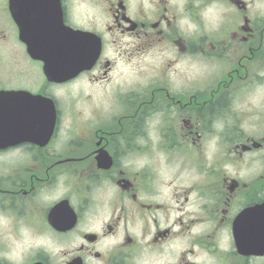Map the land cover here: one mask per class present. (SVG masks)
Segmentation results:
<instances>
[{
  "label": "flooded vegetation",
  "instance_id": "obj_1",
  "mask_svg": "<svg viewBox=\"0 0 264 264\" xmlns=\"http://www.w3.org/2000/svg\"><path fill=\"white\" fill-rule=\"evenodd\" d=\"M17 21L100 54L49 83ZM0 75L56 109L42 146L0 99V264H264V0H0ZM78 80L103 96L59 141L76 100L53 91Z\"/></svg>",
  "mask_w": 264,
  "mask_h": 264
},
{
  "label": "water",
  "instance_id": "obj_2",
  "mask_svg": "<svg viewBox=\"0 0 264 264\" xmlns=\"http://www.w3.org/2000/svg\"><path fill=\"white\" fill-rule=\"evenodd\" d=\"M23 40L28 45V52L35 59L45 62L44 72L50 80L67 81L74 77L78 72L86 68L88 63L96 53L97 47L92 49L93 37L83 35L81 33H73L65 31L59 35L46 37H23ZM92 52V54H91ZM26 94V93H25ZM28 109L36 108V99L25 97ZM45 100V99H44ZM49 103L43 108V120L45 130L43 132V141H46L51 132L53 125V117L48 112L51 109L52 103ZM53 107V106H52Z\"/></svg>",
  "mask_w": 264,
  "mask_h": 264
},
{
  "label": "rangeland",
  "instance_id": "obj_3",
  "mask_svg": "<svg viewBox=\"0 0 264 264\" xmlns=\"http://www.w3.org/2000/svg\"><path fill=\"white\" fill-rule=\"evenodd\" d=\"M113 57V54H110ZM14 69V67L12 68ZM11 69V70H12ZM127 70V68H125ZM130 76V74H128ZM2 78V76L0 75ZM83 81V80H82ZM78 82L76 84H72L69 87L61 90H54L53 93L59 99H64L65 96L70 99L76 100L73 105L68 106L66 102V111L63 115V124L61 128V132L59 133L60 138L59 141L65 140L67 134L65 133V128H71L72 125H75V128H71L73 131V137L80 138L81 142L86 138L85 125L88 120L91 119V109L98 108L100 101L99 98L103 96V89L101 88L104 84H100L99 86H94L92 88H88L84 81ZM90 94L87 98L89 100H85V95ZM76 129V132L74 131ZM64 131V132H63ZM1 170L0 172H2Z\"/></svg>",
  "mask_w": 264,
  "mask_h": 264
}]
</instances>
